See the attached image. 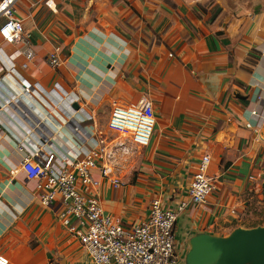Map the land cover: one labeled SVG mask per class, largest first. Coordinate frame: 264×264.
I'll use <instances>...</instances> for the list:
<instances>
[{"label": "crops", "instance_id": "crops-1", "mask_svg": "<svg viewBox=\"0 0 264 264\" xmlns=\"http://www.w3.org/2000/svg\"><path fill=\"white\" fill-rule=\"evenodd\" d=\"M14 16L35 52L18 69L61 103L76 97L92 130L105 133L101 112L109 122L116 107L154 105L151 144L138 147L140 173L132 180L94 171L100 186L91 192L107 214L131 226L147 219L155 199L176 209L189 201L209 155L215 190L178 219L179 264H187L194 237L242 228L248 195L264 182V0H54L52 8L19 0ZM19 49L0 37L3 60ZM25 157L13 135L0 131V255L9 264H93L60 220L61 202L42 205Z\"/></svg>", "mask_w": 264, "mask_h": 264}, {"label": "built area", "instance_id": "built-area-1", "mask_svg": "<svg viewBox=\"0 0 264 264\" xmlns=\"http://www.w3.org/2000/svg\"><path fill=\"white\" fill-rule=\"evenodd\" d=\"M18 1L0 0V20L5 19L0 37L8 45L23 46L5 61L0 55V131L13 135L20 149L26 151L22 167L28 179L37 183L42 205L61 202L60 220L80 240L93 264H179L176 225L189 205L207 203L215 190L214 179L208 174L211 157H203L191 183L189 201L176 209L155 199L147 219L131 226L107 214L91 191L100 186L95 170L106 178L114 173L108 151L110 140L97 128L85 125L87 121L80 110L73 108L76 97L61 103L60 97L23 76L20 70L29 67L35 52L23 22L14 16ZM44 2L49 8L54 5V0ZM49 63L59 65L56 52L49 56ZM54 111L63 116L65 123L55 118ZM156 123L153 103L141 100L135 105L116 107L107 129L146 148ZM113 183L120 185L118 179ZM0 264H9L8 258L0 255Z\"/></svg>", "mask_w": 264, "mask_h": 264}, {"label": "water", "instance_id": "water-1", "mask_svg": "<svg viewBox=\"0 0 264 264\" xmlns=\"http://www.w3.org/2000/svg\"><path fill=\"white\" fill-rule=\"evenodd\" d=\"M75 110L80 106L75 103ZM264 195V182L262 185ZM187 264H264V226L236 229L228 237L199 235L191 240Z\"/></svg>", "mask_w": 264, "mask_h": 264}, {"label": "rangeland", "instance_id": "rangeland-1", "mask_svg": "<svg viewBox=\"0 0 264 264\" xmlns=\"http://www.w3.org/2000/svg\"><path fill=\"white\" fill-rule=\"evenodd\" d=\"M230 5H236V2H230ZM254 5V4H251ZM108 114L101 112L98 115V121L100 128H103L105 137L109 138L110 146L109 153L111 155V165L114 166L113 170L120 178L125 177L134 179L141 171V163L143 158V150L135 146L129 139L120 137L118 134L111 133L106 129ZM248 211L243 220L236 226H241L245 229H252L256 227L264 226V195L263 188L259 194L252 193L248 195ZM235 226V227H236ZM234 227V228H235ZM235 230L230 229L228 231L219 233L222 236L228 237ZM180 261H185L184 259Z\"/></svg>", "mask_w": 264, "mask_h": 264}]
</instances>
